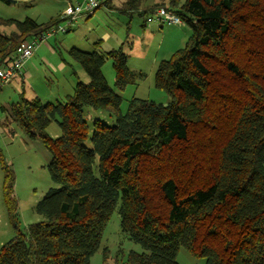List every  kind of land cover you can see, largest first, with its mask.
I'll return each instance as SVG.
<instances>
[{
    "label": "trees",
    "instance_id": "1",
    "mask_svg": "<svg viewBox=\"0 0 264 264\" xmlns=\"http://www.w3.org/2000/svg\"><path fill=\"white\" fill-rule=\"evenodd\" d=\"M149 2L109 9L143 17L163 8L191 30L186 46L155 74L156 89L170 102L134 97L123 113L120 92L145 74L129 68L122 47L71 48L66 52L89 83L77 82L63 102L22 93L0 107L5 123L46 146L58 186L36 207L44 220L21 229L14 174L0 152L15 233L0 264H91L116 210L122 233L144 250L121 264H179L181 249L205 264H264V0ZM60 23V16L43 24L0 17V67ZM107 61L114 88L103 73ZM86 108L105 111L116 124L97 119L91 134ZM53 122L58 137L48 133Z\"/></svg>",
    "mask_w": 264,
    "mask_h": 264
},
{
    "label": "rangeland",
    "instance_id": "2",
    "mask_svg": "<svg viewBox=\"0 0 264 264\" xmlns=\"http://www.w3.org/2000/svg\"><path fill=\"white\" fill-rule=\"evenodd\" d=\"M8 1H0V17L18 21L30 18L43 24L51 18L61 17L66 10L62 0ZM123 1L126 0H117L115 5L120 7ZM165 1L150 0L149 4ZM185 1L181 0V4ZM149 17V13L142 17L137 12L130 15L102 7L96 10L88 24H85L82 18L71 32L59 33L39 46L31 61L32 65H29L30 71L32 68L37 70V73H33L34 82L26 81L25 87L17 81L5 86L0 91V107H8L12 102H16L24 89L27 99L35 98L31 94V83L34 84V89L40 92L45 103L63 102L68 94L73 93L77 82L89 83L90 78L86 71L66 52L71 48L93 52L96 49L109 51L122 47L128 57L129 68L145 74L138 85L129 86L126 91L120 92L123 98V113H126L129 101L134 97L163 104L170 102V95L156 89L155 74L161 61L169 60L177 50L186 46L191 37V30L186 25L160 26L157 23H149ZM80 27V34H76ZM100 40L103 42L97 48L95 44ZM48 45L55 50L53 55L50 54ZM63 63H66L65 71L61 72L59 68ZM27 67L28 64L24 70ZM103 73L114 88L115 74L110 61L106 62ZM0 115V152L14 174L20 228L24 230L44 220V217L36 212V207L50 189L58 186L51 181L48 165L52 158L43 142L29 138L17 124L5 123V115L1 112ZM84 115L91 128V134L93 123L97 119L110 126L116 124V119L105 111L86 108ZM48 133L52 137L61 135L57 122H53ZM3 184L4 175L0 165V250L15 235L3 201ZM132 251L144 252L140 245L122 233L120 216L116 210L107 223L101 248L91 259V264H121ZM177 261L179 264H205L204 259L196 258L184 249L179 251Z\"/></svg>",
    "mask_w": 264,
    "mask_h": 264
},
{
    "label": "built area",
    "instance_id": "3",
    "mask_svg": "<svg viewBox=\"0 0 264 264\" xmlns=\"http://www.w3.org/2000/svg\"><path fill=\"white\" fill-rule=\"evenodd\" d=\"M105 0H81L76 4H70L61 15V24L45 33L26 41L19 47L15 58L9 63L0 67V91L12 80L23 73L26 64L34 56L39 46L59 33H66L74 28L79 20L94 15L95 11ZM149 23H157L160 26L177 25L185 26V22L178 16L167 12L163 8L157 9L147 20ZM3 115V114H2ZM0 118L2 116L0 115Z\"/></svg>",
    "mask_w": 264,
    "mask_h": 264
},
{
    "label": "crops",
    "instance_id": "4",
    "mask_svg": "<svg viewBox=\"0 0 264 264\" xmlns=\"http://www.w3.org/2000/svg\"><path fill=\"white\" fill-rule=\"evenodd\" d=\"M63 1V3L65 4V7L67 8V6L68 5H70V4H76L77 2H79V1H81V0H62ZM117 0H110L108 3V5H104V6H101L100 8H102V7H105V8H107L108 10H111V9H109L110 7H109V5H111V4H115V2H116ZM94 16V15H93ZM93 16H91V17H93ZM91 17H84L83 19H84V22H85V24H88V21H89V19L91 18ZM83 22V23H84ZM72 31V30H71ZM71 31H69V32H71ZM69 32H67V33H69ZM79 32V33H78ZM80 32H81V27H80V29L76 32V34H80ZM100 41H102V40H100ZM103 42V41H102ZM98 43V42H97ZM96 43V44H97ZM95 44V46L97 47V45ZM48 47H49V51H50V54L51 55H53V53H55V50L53 49V48H51L49 45H48ZM97 48H99V47H97ZM112 49H114V48H112ZM48 50V49H47ZM34 58V56L29 60V62H28V67H27V69L26 70H24L23 71V73H22V75H19V76H17V77H15L13 80H12V82L10 83V84H12V83H14V82H20V84L21 85H23L24 87L26 86V81H33L34 80V74L35 73H37V70L35 69V68H32V70L30 71V69H29V65L31 64L32 65V63H31V61H32V59ZM65 65H66V63H63L62 65H60V71L61 72H63V71H65ZM34 73V74H33ZM34 82V81H33ZM32 84V88H31V94H32V96L33 97H38V98H40L41 100L43 99V97H42V95L40 94V92H38L36 89H34V87H33V83H31ZM31 86V85H30ZM24 92H26L25 91V89H24ZM23 92V93H24ZM26 95V94H25ZM27 96V95H26ZM43 101V100H42ZM3 107V106H2ZM10 125V124H9Z\"/></svg>",
    "mask_w": 264,
    "mask_h": 264
}]
</instances>
